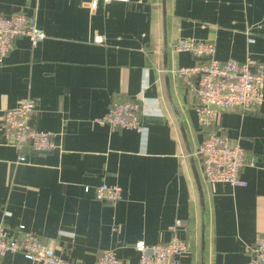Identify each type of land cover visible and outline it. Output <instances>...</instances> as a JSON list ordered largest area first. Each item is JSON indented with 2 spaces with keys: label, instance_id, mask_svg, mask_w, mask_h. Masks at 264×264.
I'll return each mask as SVG.
<instances>
[{
  "label": "crops",
  "instance_id": "1",
  "mask_svg": "<svg viewBox=\"0 0 264 264\" xmlns=\"http://www.w3.org/2000/svg\"><path fill=\"white\" fill-rule=\"evenodd\" d=\"M0 10L34 15L46 32L36 45L18 37L0 62V120L31 96L33 125L58 144L28 145L22 161L0 142V220L24 224L72 264H98L104 249L137 262L135 242H168L181 218L190 244L181 264H247L264 236V101L222 110L217 121L256 156L241 171L246 185L208 182L197 152L205 137L199 98L174 71L204 59L173 43L212 40L217 59L264 61V0H98L96 8L89 0H0ZM125 100L140 102L144 132L94 121ZM103 182L121 185L123 199H98ZM1 264L31 261L7 252Z\"/></svg>",
  "mask_w": 264,
  "mask_h": 264
},
{
  "label": "built area",
  "instance_id": "2",
  "mask_svg": "<svg viewBox=\"0 0 264 264\" xmlns=\"http://www.w3.org/2000/svg\"><path fill=\"white\" fill-rule=\"evenodd\" d=\"M97 1L89 0L92 8H96ZM22 36L36 45L46 38V32L38 25L34 15L24 11L5 14L0 10V62L13 49L16 39ZM103 39L100 34L95 37L98 42ZM173 49L198 57L210 56L174 70L190 84L199 98L196 109L205 137L197 152L203 160L205 179L212 184L246 185L241 171L246 165H255L256 156H249L240 142L220 132L217 121L222 110L236 106L256 109L261 105L264 101V61L252 55H247L244 60L217 59L215 42L195 37H180L173 43ZM35 108V98L26 96L16 106L6 108L0 120V142L16 147L21 152L19 158L22 161L26 158L23 150L28 145L38 151L53 150L58 146L51 131L33 125ZM140 110L141 104L137 100L115 101L104 115L94 118V121L144 132L146 128ZM95 195L100 200L115 202L123 199L124 190L119 184L103 182L95 187ZM185 225L183 219H176L170 226L171 236L166 243L150 244L143 239L137 240V262L126 261L114 249H104L99 254L98 264H181V258L190 250L188 240L182 235ZM7 252H21L31 264H72L71 260L57 252L52 243L43 241L24 224L13 228L0 220V264ZM247 264H264V236L257 237L250 248Z\"/></svg>",
  "mask_w": 264,
  "mask_h": 264
},
{
  "label": "water",
  "instance_id": "3",
  "mask_svg": "<svg viewBox=\"0 0 264 264\" xmlns=\"http://www.w3.org/2000/svg\"><path fill=\"white\" fill-rule=\"evenodd\" d=\"M210 56H199L200 59H208ZM205 238V232L203 233V239Z\"/></svg>",
  "mask_w": 264,
  "mask_h": 264
}]
</instances>
